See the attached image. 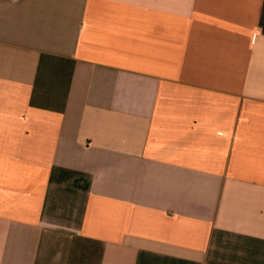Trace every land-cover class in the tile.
<instances>
[{
	"label": "crops",
	"instance_id": "crops-1",
	"mask_svg": "<svg viewBox=\"0 0 264 264\" xmlns=\"http://www.w3.org/2000/svg\"><path fill=\"white\" fill-rule=\"evenodd\" d=\"M0 264H264V0H0Z\"/></svg>",
	"mask_w": 264,
	"mask_h": 264
}]
</instances>
